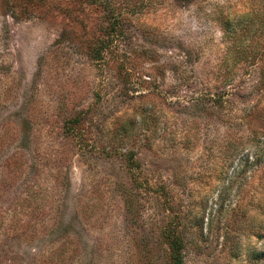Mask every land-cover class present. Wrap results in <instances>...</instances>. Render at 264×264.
Listing matches in <instances>:
<instances>
[{
  "label": "rangeland",
  "instance_id": "1",
  "mask_svg": "<svg viewBox=\"0 0 264 264\" xmlns=\"http://www.w3.org/2000/svg\"><path fill=\"white\" fill-rule=\"evenodd\" d=\"M133 118L125 203L129 170L99 149ZM165 226L182 264H264V0H0V241L169 264Z\"/></svg>",
  "mask_w": 264,
  "mask_h": 264
},
{
  "label": "trees",
  "instance_id": "2",
  "mask_svg": "<svg viewBox=\"0 0 264 264\" xmlns=\"http://www.w3.org/2000/svg\"><path fill=\"white\" fill-rule=\"evenodd\" d=\"M235 38L237 39L238 37ZM83 118V114L77 113L73 117L66 119L63 124V134L70 139L72 137V141H75L74 138L80 135L77 133L76 129H78L79 125L82 123ZM140 118H142L141 122H148V117L146 115L142 114ZM134 124L135 119L133 118L129 124L121 123L118 124V126L113 127L114 140L111 141L109 146H102L99 149L100 153L106 157L119 158L120 163L123 166H126L129 170L128 172L130 173L134 184H131L128 189H124L122 191L125 203L132 202L135 199L137 192L142 190L141 180L143 178V174L139 170L140 161L136 157L135 149L125 144V140L128 141L129 136L136 132ZM117 142H120V145H117ZM90 150H88V152H90ZM235 155L236 154H233L232 156L234 157ZM154 197L158 199L160 194L159 197ZM1 235L0 264H68V253L73 252L74 249L76 250V248L72 247L70 244L68 246H62L60 248V252H57V254H59L57 258L58 262H54V257H52L49 253L46 254L41 252L39 253V256L35 257L32 253H30V250L28 251V255L23 252L24 246L22 244V240L29 238L27 237L29 236L27 232H23L22 230L16 231L15 228L11 231L10 228L7 233L3 232ZM158 235L161 237L162 243H164L165 250L167 251L168 263L182 264L183 239L181 230L175 226H165L160 228ZM24 249H26V247H24ZM66 257L67 263H65Z\"/></svg>",
  "mask_w": 264,
  "mask_h": 264
}]
</instances>
